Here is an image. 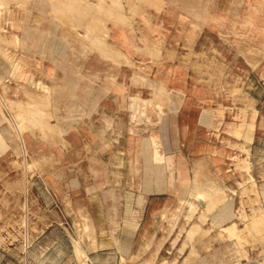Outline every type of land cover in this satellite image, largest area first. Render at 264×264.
Instances as JSON below:
<instances>
[{
  "label": "rangeland",
  "instance_id": "1",
  "mask_svg": "<svg viewBox=\"0 0 264 264\" xmlns=\"http://www.w3.org/2000/svg\"><path fill=\"white\" fill-rule=\"evenodd\" d=\"M263 217L264 0H0V264H263Z\"/></svg>",
  "mask_w": 264,
  "mask_h": 264
},
{
  "label": "crops",
  "instance_id": "2",
  "mask_svg": "<svg viewBox=\"0 0 264 264\" xmlns=\"http://www.w3.org/2000/svg\"><path fill=\"white\" fill-rule=\"evenodd\" d=\"M106 84H103V83H100V84H97L96 86H99V87H103V86H105ZM100 92V91H99ZM110 94H104L103 96H100V97H98V99L95 101V102H93L94 103V105L92 106V109L90 110V112H89V114H88V116L89 117H91V116H93L96 112H98L99 111V109L101 108V105H102V107L104 108V109H107L108 108V99L110 98V96H109ZM105 116H108V114H106V111H105ZM104 116V117H105ZM158 188H160V187H158ZM263 264H264V262H263Z\"/></svg>",
  "mask_w": 264,
  "mask_h": 264
},
{
  "label": "bare ground",
  "instance_id": "3",
  "mask_svg": "<svg viewBox=\"0 0 264 264\" xmlns=\"http://www.w3.org/2000/svg\"><path fill=\"white\" fill-rule=\"evenodd\" d=\"M35 101H36V100H35ZM36 102H37V101H36ZM31 106H32V105H31ZM36 106H37V105H36ZM36 106H35V107H36ZM28 109H29V108H28ZM32 110H33V109H32ZM26 111H27V110H26ZM30 111H31V110H30ZM32 117H33V116H32ZM29 118H30V117H29ZM15 119H16V118H15ZM30 121H31V120H30ZM37 122H38V120H37ZM31 124H32V123H31ZM20 126H21V125H20ZM24 126H25V125H24ZM24 126H23V127H24ZM30 127H31V125H30ZM263 218H264V217H263ZM259 220H260V221H259L260 224H262V225L264 226V219H262V220L259 219ZM256 224H258V223H256ZM256 224H255V225H256ZM258 225H259V224H258ZM256 227H257V226H256Z\"/></svg>",
  "mask_w": 264,
  "mask_h": 264
}]
</instances>
